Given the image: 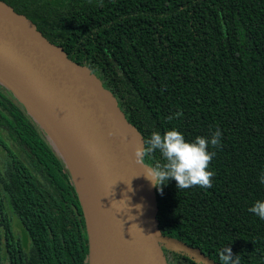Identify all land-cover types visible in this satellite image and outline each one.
Returning <instances> with one entry per match:
<instances>
[{
	"label": "trees",
	"instance_id": "16d2710c",
	"mask_svg": "<svg viewBox=\"0 0 264 264\" xmlns=\"http://www.w3.org/2000/svg\"><path fill=\"white\" fill-rule=\"evenodd\" d=\"M2 1L92 69L144 140L172 129L188 142L221 131V145L208 149L211 188L177 189L174 179L155 187L158 227L218 264L225 247L239 264H264V220L248 211L264 200V0ZM0 87L12 98L0 100V264H88L69 173ZM145 161L165 163L159 150Z\"/></svg>",
	"mask_w": 264,
	"mask_h": 264
},
{
	"label": "water",
	"instance_id": "95a60500",
	"mask_svg": "<svg viewBox=\"0 0 264 264\" xmlns=\"http://www.w3.org/2000/svg\"><path fill=\"white\" fill-rule=\"evenodd\" d=\"M0 85L22 104L69 173L85 221L88 264H168L164 249L218 264L159 229L155 187L133 155L143 135L113 92L2 0Z\"/></svg>",
	"mask_w": 264,
	"mask_h": 264
},
{
	"label": "clouds",
	"instance_id": "9594fccd",
	"mask_svg": "<svg viewBox=\"0 0 264 264\" xmlns=\"http://www.w3.org/2000/svg\"><path fill=\"white\" fill-rule=\"evenodd\" d=\"M109 135L112 133L110 132ZM221 135V131L217 129L210 138L196 137L194 141L188 142L175 129L163 135L152 132L150 137L143 141L142 146L134 149V159L144 167L145 178L158 189L169 179L175 180L177 189H188L192 186L211 188L214 173L209 170V165L216 153L208 149L209 145L213 147L221 145ZM156 150H159L165 163L153 167L145 166V158ZM259 182L264 184V173L261 174ZM129 191H131L130 185ZM136 207L139 209L141 206ZM248 211L264 220V200L256 201ZM219 258L221 264H239L238 257L233 256L228 247L219 253ZM200 264L206 262L201 261Z\"/></svg>",
	"mask_w": 264,
	"mask_h": 264
},
{
	"label": "flooded vegetation",
	"instance_id": "af4514ba",
	"mask_svg": "<svg viewBox=\"0 0 264 264\" xmlns=\"http://www.w3.org/2000/svg\"><path fill=\"white\" fill-rule=\"evenodd\" d=\"M11 97V96H10ZM6 98H9L8 95H6L5 91L0 87V100L5 101L6 102ZM12 99V98H9ZM14 225H16V232L20 233V223H18V221L16 219H14L13 221ZM166 256H167V260H168V264H181V261L183 258H177V252L171 251L169 249H164ZM180 255V253H179Z\"/></svg>",
	"mask_w": 264,
	"mask_h": 264
},
{
	"label": "rangeland",
	"instance_id": "374dc122",
	"mask_svg": "<svg viewBox=\"0 0 264 264\" xmlns=\"http://www.w3.org/2000/svg\"><path fill=\"white\" fill-rule=\"evenodd\" d=\"M1 149H2V146H0V157H1V155H2V154H1V151H2V150H1ZM14 149H15L16 152H19V149L17 150V148H15V147H14ZM14 228L16 229V225H14Z\"/></svg>",
	"mask_w": 264,
	"mask_h": 264
}]
</instances>
